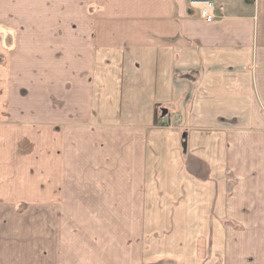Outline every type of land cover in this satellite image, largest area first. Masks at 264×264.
<instances>
[{
    "label": "crops",
    "instance_id": "obj_1",
    "mask_svg": "<svg viewBox=\"0 0 264 264\" xmlns=\"http://www.w3.org/2000/svg\"><path fill=\"white\" fill-rule=\"evenodd\" d=\"M23 1L0 0V264H71L80 201L146 215L152 182L172 215L205 199L264 232V0H209L212 23L190 0Z\"/></svg>",
    "mask_w": 264,
    "mask_h": 264
},
{
    "label": "rangeland",
    "instance_id": "obj_2",
    "mask_svg": "<svg viewBox=\"0 0 264 264\" xmlns=\"http://www.w3.org/2000/svg\"><path fill=\"white\" fill-rule=\"evenodd\" d=\"M179 125L178 116L173 115L156 127L174 129ZM229 178L228 183L233 186L236 180L232 173ZM90 187L87 183L85 192ZM137 191H143V185L139 184ZM148 192L146 215L141 201H135L134 211L127 213L122 208L124 201H101L97 195L95 199L80 201L87 209L83 216L70 218L71 264H264V232L244 231L237 216L204 214L205 199L197 200V215H172L169 207L175 201L159 200L157 193L164 191L158 184L150 183ZM112 203H117L115 209L109 208ZM222 241L224 248L220 251ZM242 241H250L245 245L246 251L240 248Z\"/></svg>",
    "mask_w": 264,
    "mask_h": 264
},
{
    "label": "built area",
    "instance_id": "obj_3",
    "mask_svg": "<svg viewBox=\"0 0 264 264\" xmlns=\"http://www.w3.org/2000/svg\"><path fill=\"white\" fill-rule=\"evenodd\" d=\"M189 6L199 13V16L208 23L214 22L220 14L225 12V7L209 0H190Z\"/></svg>",
    "mask_w": 264,
    "mask_h": 264
},
{
    "label": "trees",
    "instance_id": "obj_4",
    "mask_svg": "<svg viewBox=\"0 0 264 264\" xmlns=\"http://www.w3.org/2000/svg\"><path fill=\"white\" fill-rule=\"evenodd\" d=\"M161 112L157 109L156 115H155V126H158L161 122V120H163L162 118H164V116L160 114Z\"/></svg>",
    "mask_w": 264,
    "mask_h": 264
}]
</instances>
